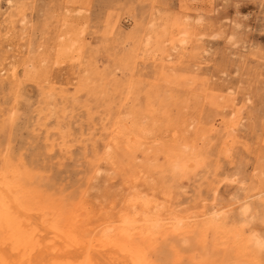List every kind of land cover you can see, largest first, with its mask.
I'll return each mask as SVG.
<instances>
[{"label": "rangeland", "instance_id": "374dc122", "mask_svg": "<svg viewBox=\"0 0 264 264\" xmlns=\"http://www.w3.org/2000/svg\"><path fill=\"white\" fill-rule=\"evenodd\" d=\"M164 53L173 57L166 69L160 68ZM168 74L185 85L166 86ZM204 82L235 104L226 119L236 123L237 141L220 157L218 195H242L240 187H252L264 167V0H0V122L16 108L12 147L28 160L47 137L58 140L61 128L69 131L64 157L58 149L42 157L64 185L84 172L82 153L93 138L102 149L100 122L110 108L130 119L152 93L168 100L172 91L168 107L192 121L193 85ZM43 106L51 112L40 114ZM148 122L142 119L145 127ZM173 135L177 129L153 127L144 137L170 141ZM101 167L92 196L119 192V178L106 163ZM192 196L193 187L183 206Z\"/></svg>", "mask_w": 264, "mask_h": 264}, {"label": "bare ground", "instance_id": "6f19581e", "mask_svg": "<svg viewBox=\"0 0 264 264\" xmlns=\"http://www.w3.org/2000/svg\"><path fill=\"white\" fill-rule=\"evenodd\" d=\"M172 58L162 54L160 68L171 66ZM162 82L185 85L170 74ZM193 88L192 121L168 107L172 91L168 100L152 93L145 108L129 112L130 119L110 108L100 122L102 149L93 138L90 151L82 153L85 170L69 186L42 158L55 149L64 157L71 147L69 131L61 128L58 140L47 137L28 160L12 147V107L0 122V264H264V167L252 187H240L242 195H218L220 157L237 141L236 123L226 119V109L235 111V104L220 100L205 82ZM88 105L86 117L93 122ZM46 110L51 107L39 113ZM57 111L66 114L65 108ZM47 115L39 116L40 125ZM153 127L177 129L179 135L145 141ZM259 154L264 157V149ZM102 163L122 189L92 196ZM191 187L193 196L183 206Z\"/></svg>", "mask_w": 264, "mask_h": 264}]
</instances>
